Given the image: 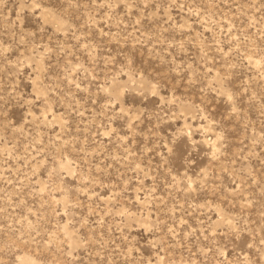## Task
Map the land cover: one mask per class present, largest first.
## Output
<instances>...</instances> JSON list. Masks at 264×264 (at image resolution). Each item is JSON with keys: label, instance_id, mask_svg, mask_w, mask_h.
Here are the masks:
<instances>
[{"label": "rangeland", "instance_id": "rangeland-1", "mask_svg": "<svg viewBox=\"0 0 264 264\" xmlns=\"http://www.w3.org/2000/svg\"><path fill=\"white\" fill-rule=\"evenodd\" d=\"M0 264H264V0H0Z\"/></svg>", "mask_w": 264, "mask_h": 264}]
</instances>
